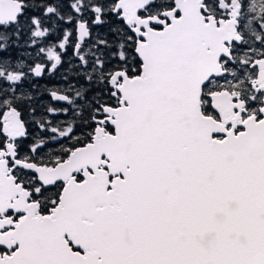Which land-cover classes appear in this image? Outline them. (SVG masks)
I'll return each instance as SVG.
<instances>
[{
    "label": "snow or ice",
    "instance_id": "1",
    "mask_svg": "<svg viewBox=\"0 0 264 264\" xmlns=\"http://www.w3.org/2000/svg\"><path fill=\"white\" fill-rule=\"evenodd\" d=\"M0 264H264V0H0Z\"/></svg>",
    "mask_w": 264,
    "mask_h": 264
}]
</instances>
